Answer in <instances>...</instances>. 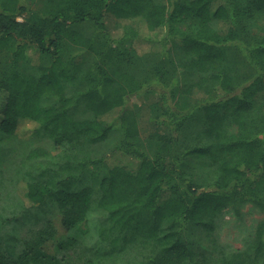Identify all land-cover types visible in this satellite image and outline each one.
<instances>
[{"label":"trees","instance_id":"trees-1","mask_svg":"<svg viewBox=\"0 0 264 264\" xmlns=\"http://www.w3.org/2000/svg\"><path fill=\"white\" fill-rule=\"evenodd\" d=\"M4 135L0 264H264V0H0Z\"/></svg>","mask_w":264,"mask_h":264},{"label":"rangeland","instance_id":"rangeland-1","mask_svg":"<svg viewBox=\"0 0 264 264\" xmlns=\"http://www.w3.org/2000/svg\"><path fill=\"white\" fill-rule=\"evenodd\" d=\"M20 20H22V17L20 16L19 18ZM109 29L110 30H114L117 28V21L112 22L110 20H108L107 22ZM221 29H224L225 26H223L222 24L220 25ZM153 100V96H151L148 99H140L139 101H137L136 99L134 100V102H139L140 103H145V108L148 107L149 103ZM142 101V102H141ZM151 123L149 121V113L144 112L143 117H142V122H141V127H142V131L143 133L149 132L151 129ZM32 140V139H31ZM31 141V142H27L24 143L18 147L20 144H17V149L16 151L18 152V150L20 151H25L26 146H29L30 144H40V141ZM12 141H10V139L8 138V136L4 135L3 137L0 136V171L4 170V171H12L10 169V165L8 163H6V161L9 162V144ZM122 162H125L123 159L121 160ZM135 163V161H133ZM51 215L52 217V213L47 210V209H38L37 210V216L39 217V221L35 222L34 219H31L29 221L26 220V226L22 229V233L25 234L29 228L38 226L40 224H42V220L43 218H45L46 216ZM56 216H54L53 218H55ZM261 217V213H259L256 209H254L251 205L247 206L244 209V214L243 217H237V216H233L228 214L225 219L226 221H229L230 223L227 224L225 227L222 228V230L220 231L221 237L223 238V240H225L226 242H230V244L234 245L235 247H239L241 245V240L243 239L244 235H245V229L254 225L255 222ZM243 220V221H241ZM11 230V229H9ZM95 231L94 229L92 230V234H94ZM93 236V235H92ZM92 236H87V240L90 239ZM16 249L13 248L12 251H15Z\"/></svg>","mask_w":264,"mask_h":264}]
</instances>
